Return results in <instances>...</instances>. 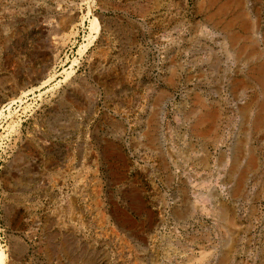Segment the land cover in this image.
Segmentation results:
<instances>
[{
	"label": "rangeland",
	"instance_id": "obj_1",
	"mask_svg": "<svg viewBox=\"0 0 264 264\" xmlns=\"http://www.w3.org/2000/svg\"><path fill=\"white\" fill-rule=\"evenodd\" d=\"M0 112L6 264H264V0H0Z\"/></svg>",
	"mask_w": 264,
	"mask_h": 264
},
{
	"label": "bare ground",
	"instance_id": "obj_2",
	"mask_svg": "<svg viewBox=\"0 0 264 264\" xmlns=\"http://www.w3.org/2000/svg\"><path fill=\"white\" fill-rule=\"evenodd\" d=\"M90 14V11L88 12ZM232 22V21H231ZM51 24V23H50ZM231 24V23H230ZM100 24H99V21L97 19L96 16L92 15L91 18H90V33L88 35V38H87V45H84L82 50L85 49L88 45H90L95 39L96 37L100 34ZM81 50V51H82ZM53 77V76H52ZM53 79V78H52ZM46 83V82H45ZM44 83V84H45ZM43 84V85H44ZM47 84V83H46ZM45 84V85H46ZM26 95V93L24 94ZM21 97L18 98L17 102H20L21 100ZM15 102V100H12V102H9V104ZM9 117V116H8ZM6 116L3 115V112H0V121L1 119H4V118H8ZM9 120V119H8ZM6 121V120H5ZM12 121V120H11ZM10 122V121H9ZM5 123V122H4ZM11 123V122H10ZM12 127V125H11ZM9 128V127H7ZM13 128V127H12ZM16 129V128H15ZM9 130V129H8ZM13 131V130H12ZM1 155V154H0ZM7 263V255H5V253H3L1 250H0V264H6Z\"/></svg>",
	"mask_w": 264,
	"mask_h": 264
}]
</instances>
